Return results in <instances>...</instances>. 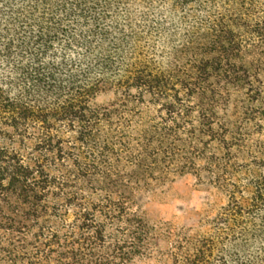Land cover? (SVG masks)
<instances>
[{
	"label": "trees",
	"instance_id": "1",
	"mask_svg": "<svg viewBox=\"0 0 264 264\" xmlns=\"http://www.w3.org/2000/svg\"><path fill=\"white\" fill-rule=\"evenodd\" d=\"M0 264H264V0H0Z\"/></svg>",
	"mask_w": 264,
	"mask_h": 264
},
{
	"label": "rangeland",
	"instance_id": "2",
	"mask_svg": "<svg viewBox=\"0 0 264 264\" xmlns=\"http://www.w3.org/2000/svg\"><path fill=\"white\" fill-rule=\"evenodd\" d=\"M209 199L207 189L199 185L192 173L176 177L164 194L153 196L145 204L152 222L172 221L178 226H195Z\"/></svg>",
	"mask_w": 264,
	"mask_h": 264
}]
</instances>
